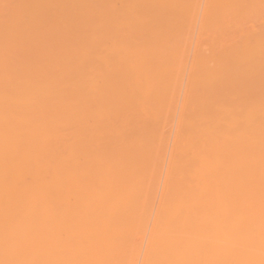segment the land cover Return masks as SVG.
<instances>
[{"label": "bare ground", "instance_id": "obj_1", "mask_svg": "<svg viewBox=\"0 0 264 264\" xmlns=\"http://www.w3.org/2000/svg\"><path fill=\"white\" fill-rule=\"evenodd\" d=\"M0 264H264V0H0Z\"/></svg>", "mask_w": 264, "mask_h": 264}]
</instances>
